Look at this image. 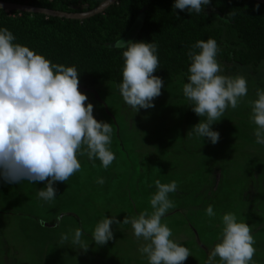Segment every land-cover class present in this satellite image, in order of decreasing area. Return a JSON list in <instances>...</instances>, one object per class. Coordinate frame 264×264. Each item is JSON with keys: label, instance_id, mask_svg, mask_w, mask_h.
<instances>
[{"label": "rangeland", "instance_id": "obj_1", "mask_svg": "<svg viewBox=\"0 0 264 264\" xmlns=\"http://www.w3.org/2000/svg\"><path fill=\"white\" fill-rule=\"evenodd\" d=\"M211 1L214 4L206 6L205 13L215 29L223 28L229 19L264 27L263 3ZM226 4L231 10H224ZM189 15L173 12V0H153L146 18L142 14L122 40L130 41L145 20L141 42L155 43L158 58L170 60L168 45L188 34ZM185 39L190 41L189 34ZM217 45L220 74L244 76L248 87L239 106L229 107L214 122L219 141L213 145L207 138L187 137L206 117L191 110L183 94L186 74L181 72L158 76L164 81L161 95L153 101V108L139 112L124 102L120 84L112 80L102 79L88 87L94 92L79 88L88 96L85 106L93 104L94 117L111 124L110 150L116 158L104 169L99 160L93 167L86 156L78 157L81 170L65 183L57 182V196L51 202L37 196L44 184L27 179L9 184L0 178V264H148L139 251L147 242L134 236L131 224H113L114 238L104 246L95 243L93 232L105 217L122 222L125 216L137 217L145 210L151 213L156 180L177 183L176 192L169 194L175 206L162 223L172 230L171 239L190 250L185 264H209L227 213L250 226L254 264H264V145L256 143L249 103L257 99V89H264V59L255 67L242 64L235 57L237 46L224 40ZM97 178L105 183H96ZM209 205L214 217L206 214ZM76 229L82 230L84 248L71 242ZM62 234L68 235V241L61 243ZM211 264H220L219 258Z\"/></svg>", "mask_w": 264, "mask_h": 264}, {"label": "clouds", "instance_id": "obj_2", "mask_svg": "<svg viewBox=\"0 0 264 264\" xmlns=\"http://www.w3.org/2000/svg\"><path fill=\"white\" fill-rule=\"evenodd\" d=\"M210 3L211 0H175L173 7L199 14ZM15 39L7 28L0 29V178L9 184L24 179L44 184L37 196L51 202L57 196V182L65 183L81 170L78 157L86 156L93 167L96 160L104 169L112 165L116 158L110 150L113 128L94 117L93 104L85 106L88 96L79 90L80 75L75 66L53 64L29 47L14 43ZM114 46L125 49L119 85L124 102L137 112L153 108V101L164 87L163 79L154 74L159 67L158 46L122 39ZM219 51L212 38L197 41L187 53L190 75L183 86L191 110L206 117L187 137L207 138L213 145L220 139V133L213 130L214 122L229 107L236 109L248 93L244 76L220 74ZM256 96L249 102L251 120L256 125V143L264 145V89H257ZM96 183L103 185L105 181L97 178ZM155 187L150 198L151 213L145 210L137 217L125 216L122 222L116 217H105L96 225L93 239L104 246L114 238L113 224H131L134 236L147 242L139 251L147 257L148 264H185L190 250L171 239L172 230L162 223V218L175 206L169 194L176 192L177 183L156 180ZM206 214L215 216L212 205L207 207ZM222 223L221 239L210 253L209 264L217 257L220 264H254L256 249L250 226L238 222L233 213L224 214ZM82 234L81 229L74 231L73 245L85 247ZM68 239L67 234H62L61 243Z\"/></svg>", "mask_w": 264, "mask_h": 264}, {"label": "trees", "instance_id": "obj_3", "mask_svg": "<svg viewBox=\"0 0 264 264\" xmlns=\"http://www.w3.org/2000/svg\"><path fill=\"white\" fill-rule=\"evenodd\" d=\"M1 1L65 12H84L94 9L104 0ZM152 1L118 0L104 12L84 20L38 13L7 12L0 9V29L7 28L16 37L14 43L29 47L53 64L75 66L80 75V84L85 87H94L102 79L121 84L124 67L122 53L125 49H117L114 45L118 39H123L128 34L136 21L142 18V14L146 16ZM250 1L259 5L253 0ZM174 3L175 0L173 5ZM210 4H214L213 1ZM176 10L179 11L173 7V12ZM224 10H231V6L224 5ZM189 19L190 41L185 42L188 34L173 39V44L168 45L172 50L170 52L172 58L159 59V67L154 73L156 76H172L181 72L186 74L185 80L189 82L188 69L191 61L187 53L197 41H207L209 38L214 39L217 44L224 40L237 46L235 57L242 64L255 67L264 59L263 26L258 28L229 19V22L223 23V28L215 29L213 22L206 17L205 9L199 14L191 13ZM144 21L142 20L141 28L130 41L141 42ZM223 54L225 57V53ZM173 57L176 61H173Z\"/></svg>", "mask_w": 264, "mask_h": 264}, {"label": "water", "instance_id": "obj_4", "mask_svg": "<svg viewBox=\"0 0 264 264\" xmlns=\"http://www.w3.org/2000/svg\"><path fill=\"white\" fill-rule=\"evenodd\" d=\"M118 0H104L101 2L97 7L92 10L84 11V12H65V11H58L53 9H47L42 7H35L26 4L20 3H10L4 2L0 0V9H3L7 12L9 11H17V12H26L32 14H44L46 16L58 17V18H66V19H75V20H84L90 17H93L99 13L104 12L108 7L112 4L116 3ZM259 3L264 4V0H254ZM79 88L85 91L94 92L93 89L83 86L79 84Z\"/></svg>", "mask_w": 264, "mask_h": 264}]
</instances>
